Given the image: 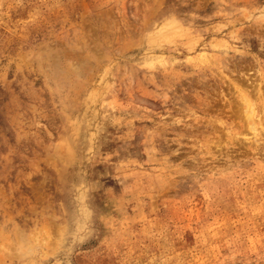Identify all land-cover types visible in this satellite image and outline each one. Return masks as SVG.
<instances>
[{"label": "rangeland", "instance_id": "1", "mask_svg": "<svg viewBox=\"0 0 264 264\" xmlns=\"http://www.w3.org/2000/svg\"><path fill=\"white\" fill-rule=\"evenodd\" d=\"M0 264H264V0H0Z\"/></svg>", "mask_w": 264, "mask_h": 264}, {"label": "bare ground", "instance_id": "2", "mask_svg": "<svg viewBox=\"0 0 264 264\" xmlns=\"http://www.w3.org/2000/svg\"><path fill=\"white\" fill-rule=\"evenodd\" d=\"M246 114L248 117H250L252 115L250 108H246Z\"/></svg>", "mask_w": 264, "mask_h": 264}]
</instances>
